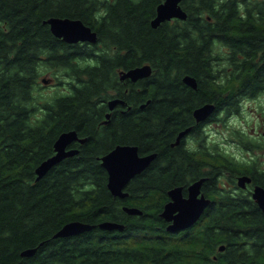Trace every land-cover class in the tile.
I'll return each mask as SVG.
<instances>
[{"label": "trees", "instance_id": "16d2710c", "mask_svg": "<svg viewBox=\"0 0 264 264\" xmlns=\"http://www.w3.org/2000/svg\"><path fill=\"white\" fill-rule=\"evenodd\" d=\"M162 1L0 0V264H264V211L249 194L214 196L210 213L181 240L164 236L158 214L168 189L186 177L251 169L264 185L257 165L255 171L223 151L194 153L174 143L189 126L197 140L204 138L196 107L215 102L217 110L235 113L242 96L264 90V22L253 18L249 4L241 17L234 0H181L186 19L155 27ZM50 16L83 20L97 41L63 40L45 21ZM216 39L234 53L215 54ZM144 63L152 66L149 76L121 79V69ZM46 73L60 91L43 92ZM186 74L196 77V88L183 81ZM115 97L126 103L109 111ZM71 129L85 137L73 144L79 152L37 179L36 167ZM120 143L156 153L130 199L111 192L101 162ZM129 203L142 215H128L123 205ZM72 220L94 227L55 236ZM105 220L124 228H101ZM29 248L36 251L23 255Z\"/></svg>", "mask_w": 264, "mask_h": 264}, {"label": "water", "instance_id": "95a60500", "mask_svg": "<svg viewBox=\"0 0 264 264\" xmlns=\"http://www.w3.org/2000/svg\"><path fill=\"white\" fill-rule=\"evenodd\" d=\"M187 11L182 7L181 0H163L157 6L155 17L151 23L153 26H158L161 22L170 20L172 18L186 19ZM49 25L51 31L58 37H61L67 42L89 41L96 42L98 39L97 31L91 26L84 23L79 18L50 16L45 20ZM121 79L130 78L136 81L140 78L147 77L152 73V66L150 63H144L128 69L120 70ZM45 83L49 81L48 78L42 79ZM183 81L192 87H197V79L195 76L186 74L183 76ZM125 104V100L120 97L111 98L108 100V106L112 110L117 104ZM216 105L211 102H206L193 110L194 117L197 121L206 120L215 110ZM110 112L106 113L107 120L110 117ZM190 127L180 131L176 137L175 144L180 141ZM264 134V131H263ZM84 142L85 137H80L75 129L63 131L54 142L55 152L44 159L36 167L35 171L37 179L45 175V173L56 163L60 162L67 156H72L79 152L77 147H69L74 142ZM138 145L136 144H117L113 149L101 156L102 165L108 172V187L114 195L124 196L123 187L125 183L136 173L147 167L151 160L155 158L156 153H149L145 155L139 154ZM202 180H199L191 185L190 189L199 187ZM251 181V176L243 174L239 176V185L243 186L246 182ZM180 187L170 190L173 201L166 204L163 215L170 216L171 212L178 210L179 212L173 216V228L182 227L192 224L200 215L204 204L207 202L203 198H194L190 195L184 198L180 192ZM195 194V193H193ZM253 199L257 202L259 207L264 211V186L256 185L253 189ZM124 209L129 212L141 213L142 210L137 207L124 206ZM99 226L104 229H123L124 224L116 221L105 220L99 223ZM94 225L80 221L72 220L65 223L56 233L55 236H69L90 230ZM223 247V246H222ZM221 247V248H222ZM36 248H29L22 252L23 255H32Z\"/></svg>", "mask_w": 264, "mask_h": 264}, {"label": "flooded vegetation", "instance_id": "af4514ba", "mask_svg": "<svg viewBox=\"0 0 264 264\" xmlns=\"http://www.w3.org/2000/svg\"><path fill=\"white\" fill-rule=\"evenodd\" d=\"M234 2L236 3V5L238 6L239 9V13L241 15V17H246L247 15V5L249 4L251 6V10L256 17L254 16L253 18L256 21H261L264 22V17L259 18L257 11L262 9L261 12H264V0H234ZM259 5L255 6L253 4H258ZM250 9V8H249ZM239 15V16H240ZM208 19L211 22H215V19H213L212 17L208 16ZM243 19V18H242ZM213 49H214V53L215 54H220V55H229L231 53H234V49L231 45H229L228 43H226L225 41H217V39L213 42ZM235 54H237L238 56H244L243 53L241 51H236ZM258 55H262V51L258 50L257 51ZM232 69V68H231ZM260 93H264V90H262ZM260 93L255 94L254 96H242L240 98V105H239V110L238 112L235 113H230V114H226L224 109H219L217 110V108L215 107L214 112L204 121H197L196 119V125L199 126L200 132L204 135L203 139H199L197 140V138L195 137V129L192 126L190 127V130L184 135L182 136V138L180 139V141L178 143H176V145H179L182 143V146L185 150H189L192 151L194 153L203 151L205 152L207 155H210V153H212L213 151L216 152V154L222 155L223 153H220V151H222V148H218L217 144H215V146L210 145V142H208L207 137L208 134L204 132L205 127L208 124H211L212 121H216L219 120V115L225 113L226 117L227 116H232V115H238L240 113H242V108H241V102L243 101L244 98L250 97V98H255V97H260ZM214 103L216 105L215 102H211ZM108 104V102H107ZM120 105H124V104H117L115 107H119ZM114 107V108H115ZM113 108V109H114ZM109 111H112L109 106H108ZM111 115V114H110ZM223 119H226L223 117ZM264 131V130H263ZM263 133V132H262ZM264 135V134H263ZM205 142H204V141ZM76 141L72 142L69 147H74L73 144ZM79 142V141H78ZM264 143V142H263ZM129 144V143H128ZM245 147L247 149H255V147L257 149H261L263 151V155H264V145H252V147L246 146ZM215 148V149H214ZM217 148V149H216ZM219 149V150H218ZM139 150V148H138ZM225 151V150H224ZM223 151V152H224ZM226 153V151H225ZM139 154L141 155H145V154H149V153H144L141 152L139 150ZM227 154V153H226ZM156 157V156H155ZM257 157V156H256ZM256 157L253 158L250 161H239L241 163H245L248 164L249 166L252 167L253 170L257 171L254 167V165L256 166L255 162H256ZM155 158H153L151 160V162L149 163V165L154 161ZM148 165V166H149ZM145 167L144 169H142L140 172L136 173L134 176H132L124 185L123 187V191L125 192L124 196H119L116 195L120 198H125L127 197V199H130L132 197V193L134 191H136V186L134 184V181H136V179L139 178L140 173H142L145 169L148 168ZM261 170H264V166L262 165H257ZM243 174H248L251 176V181L246 182L245 185L241 186L239 185V176L243 175ZM202 180L199 184V187H194L193 189H190L191 185L194 184L195 182ZM256 185H262L263 184L259 183L258 181L254 180L253 174L251 173V169L249 171H242L240 173L237 174H233V176H229V175H218V176H207V175H202L199 177H186L185 181L182 183H178L177 185L171 187L168 189L167 192V199H165V201L162 204V208L160 209V211L158 212L159 217L161 218V222H162V227H163V231H164V236L168 239L171 240H181V239H185L189 236L192 235V233L195 231V229H197L201 224H200V219L202 218V216L209 214L211 211V208L213 207V205L216 202V199L214 200V196H224L227 193L231 194V195H237L238 193H245V194H249L252 197L253 194V189L255 188ZM176 187H180V192L182 194V196L184 198H188L190 195H194L196 199L198 198H203L204 200H206L207 202L204 204L203 209L199 215V217L190 225H185L182 227H174L175 229H172L173 227V222H174V218L173 216L175 214H177L179 211L175 210L174 212L170 213L169 217H166L165 215H163V211L165 210L166 204L173 201V197L170 194V190ZM195 193V194H193ZM253 198V197H252ZM214 200V202H213ZM124 206H128V207H137L139 208L137 205L135 204H126L123 205V209ZM141 209V208H140ZM124 211L130 215V216H135V215H142L141 213H137V212H129L127 210L124 209ZM161 228V227H160ZM223 246V247H222ZM222 247V248H221ZM224 250V244H221L220 247L218 248V251L214 254H212V257H214V259H217L218 257V252L223 251ZM211 256V254H210Z\"/></svg>", "mask_w": 264, "mask_h": 264}, {"label": "rangeland", "instance_id": "374dc122", "mask_svg": "<svg viewBox=\"0 0 264 264\" xmlns=\"http://www.w3.org/2000/svg\"><path fill=\"white\" fill-rule=\"evenodd\" d=\"M231 70V68H228ZM44 77H49L50 80L43 84L45 88L43 92L51 95L54 92L60 91L61 86L56 85L52 73H46L41 76V81ZM53 77V78H52ZM42 83V82H41ZM260 97L244 98L241 102L242 113L238 115L227 116L220 114L219 120L212 121L205 127L204 132L208 134L207 140L210 145L217 144L218 148L237 161H250L256 156V165L264 166L263 151L257 149H247L241 137L245 140H253L256 144L264 145V93H260ZM226 118V119H223ZM224 151V152H225Z\"/></svg>", "mask_w": 264, "mask_h": 264}]
</instances>
